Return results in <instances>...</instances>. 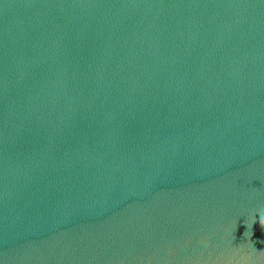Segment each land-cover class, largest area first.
Returning a JSON list of instances; mask_svg holds the SVG:
<instances>
[{"label":"water","instance_id":"obj_1","mask_svg":"<svg viewBox=\"0 0 264 264\" xmlns=\"http://www.w3.org/2000/svg\"><path fill=\"white\" fill-rule=\"evenodd\" d=\"M0 264H264V0H0Z\"/></svg>","mask_w":264,"mask_h":264}]
</instances>
